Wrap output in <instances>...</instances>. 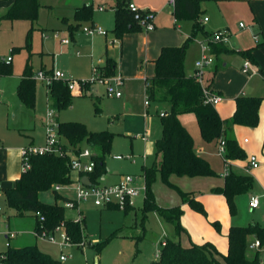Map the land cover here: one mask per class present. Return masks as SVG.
Here are the masks:
<instances>
[{"label":"rangeland","instance_id":"374dc122","mask_svg":"<svg viewBox=\"0 0 264 264\" xmlns=\"http://www.w3.org/2000/svg\"><path fill=\"white\" fill-rule=\"evenodd\" d=\"M48 1L59 2V0ZM254 2L262 4L264 0H254ZM249 3L246 2L249 11L245 5H242L241 10L231 8L220 11L218 18L223 29L227 31L226 43L230 49L254 48L252 51L254 61L234 53L226 57L225 64L221 67L219 56L216 59L219 68L215 75L214 86L223 98L218 107L226 113H232L234 99L241 93L264 96V44H262L264 7L256 4L257 8L254 9ZM209 4L200 6L199 19L202 20L203 16L208 15L211 16V21L214 20L212 13L215 14V12L209 9ZM100 5L105 7L104 10L98 8ZM92 10L97 23L108 31L107 38L112 40L111 43L105 39L104 35L86 34L82 27L88 25L87 23H82L81 27L72 33L56 29L59 24L58 17H60L57 8L48 11L45 9L41 14L38 13L34 22L28 19L0 20V61L4 62L7 57H11L8 64L11 73L0 74L2 92L0 95V144L21 149L29 145L39 147L45 143L49 111L46 82L35 78L33 110L22 106L15 93L17 75L22 72L28 57L34 77L43 63L46 69L62 70L67 78L91 80L94 78L93 59L104 57L106 51V55L115 61L116 69L113 75H120L125 80L122 96L119 98L108 96L105 86L95 81L96 89L94 90L99 95L96 102L98 110L95 109L93 97L86 93L72 97L68 107L53 111L56 112L59 121H80L90 131L106 130L113 134L109 151L104 158L105 168L111 180L121 173L140 175L141 165L153 160L154 142L161 134L159 113L156 114L154 104L148 106L145 104L144 78L152 75L154 71L152 59L157 56L162 43L181 45L185 41V32L188 31L191 20H180L178 25L160 28L156 33L153 29L143 28L142 31L126 34L120 41L111 31L113 10L111 0H93ZM166 10H172V5H169ZM240 23L244 27H239ZM209 25L210 23L207 27ZM29 29H31V44L30 48H26ZM42 32L47 35L46 38L42 37ZM146 35L151 38L148 41L149 46L143 39ZM201 37L202 33L198 32L195 38L198 46ZM62 39L68 41L63 43ZM190 64L191 55H187L185 62L187 70ZM180 120L192 135L194 150L197 151L199 148L204 150L205 158L210 162L217 176L196 180L187 177L176 178V183L184 189H192L191 191L200 198L205 213L193 210L188 204L187 206L194 212L192 214L202 219L203 224L213 235V241L209 239L204 241L213 243L217 250L224 254L228 247L225 235L230 226H246L252 222L264 226V199H260L259 207L256 209H251L249 206L251 191L261 196L264 194V164H260L259 161L260 169L255 171L260 180L254 176L252 190L234 197L232 212L225 197L222 194H214L210 189L225 174L224 161L217 155V140L205 141L201 137L194 114H183ZM144 133L147 138L142 136ZM30 135L33 137L32 144H30ZM236 137L240 140L243 138L249 140V143L243 144L247 156L255 154L258 159L264 156L263 127L256 130L239 126ZM82 147L90 149L85 143ZM113 154L124 156L131 154L132 157L115 160L112 158ZM229 161L232 164V171L246 173V164L235 162V160ZM159 179H161L160 174L157 172L155 181ZM163 184L159 187L158 195L161 201L170 202L171 197L167 192H170L172 196L178 193ZM76 185L77 179L69 184L61 185L57 193L69 199H76ZM39 196L42 202L48 204L57 201L63 205L65 201L55 199L53 188L40 192ZM0 207V251L5 249L6 231H11L17 234L16 238L10 240L12 246L35 244L39 249L49 251L50 255L57 260L60 255H64L66 258L59 260V264H148L158 259L162 242L166 238L175 239L181 245L189 246L196 243L192 239L200 227L199 220H195L191 217V213H188L186 222L190 223L191 232L180 220L184 230L176 235L173 224L163 219L156 211H149L143 216L140 197L136 199L135 207L131 206L127 212L119 208L96 207L93 198L87 197L78 202V208H65L66 218L76 219L79 214L84 217L83 238L76 244L68 243L60 246L36 237L34 235L36 218L30 213L19 215L15 210L8 208L3 193H0ZM3 217H6V220ZM215 220L219 222V229L212 224ZM114 231L117 232V236L111 237ZM56 236L59 240L64 239V229L58 230ZM253 240L254 238L251 237L248 241L247 255L253 258L258 254L264 264V245L260 248L251 247ZM102 242L106 243L100 251H97L95 246ZM218 259L222 260L221 257Z\"/></svg>","mask_w":264,"mask_h":264},{"label":"trees","instance_id":"16d2710c","mask_svg":"<svg viewBox=\"0 0 264 264\" xmlns=\"http://www.w3.org/2000/svg\"><path fill=\"white\" fill-rule=\"evenodd\" d=\"M207 0H174L172 15L176 20H191L192 30L190 35L181 45L162 46L154 60V71L150 77L144 78L145 100L148 102L168 103L169 109L160 115L161 135L155 140V155H160L158 163L143 168L144 183L146 186L145 196L142 204L143 216L149 211H156L163 219L173 224L176 235L183 230L180 217L183 213L181 205L169 207L159 206L152 192L156 173L160 174L161 181L168 187L174 189L183 203L188 204L193 210L205 213L201 200L194 196L191 191H186L169 179L171 175L176 176H216L215 170L209 161L196 153L193 138L187 128L181 123L179 116L191 113L195 115L199 133L205 141L225 140V156L228 159H244L245 152L237 143L233 134L235 125L255 127L259 122V112L264 108V96L239 95L235 98V109L232 115L221 119L215 106L206 101L204 91H212L211 84L218 65L204 76L200 82L197 77L187 74L185 70V57L190 42L195 38L198 31L208 35L203 29V23L199 19L200 5ZM128 0H115L114 26L112 32L117 38H122L125 33L142 30L141 24L134 19L128 8ZM40 4L38 0H13L8 9L0 16V20L28 19L34 22L38 17ZM92 4H83L75 10L78 21L92 19ZM78 26V25H77ZM31 29L27 32L26 48H30ZM264 44V41L263 43ZM15 49V48H13ZM254 48L235 50L226 47L223 42L210 43V52L216 57L220 54L239 53L243 57L254 61L252 51ZM10 62L6 63L5 73L10 74ZM103 76H110L115 70V61L109 57L105 58L103 65H98ZM51 70L45 71L50 72ZM79 89L88 90L91 83L88 80L78 79ZM48 88L49 107L60 110L71 104L72 92L66 82L62 79L53 78ZM216 93V92H215ZM16 94L20 102L28 109L35 105V77L31 72L29 57L25 62L24 69L16 88ZM97 98H93L95 109ZM56 112H54L55 114ZM58 134L66 150L78 152L85 143L90 147L94 168L89 172L91 183L99 182L106 173L105 155L108 153L113 134L106 130L90 131L80 121H57ZM30 167L21 171L12 187L4 188L6 205L15 210L19 215L27 213L36 218L35 229L40 228L39 216L44 217L42 227L51 230L60 223L65 226V231L70 236L72 243H78L83 238L84 217L81 223L74 219L65 217V208L55 201L52 204L44 203L39 198V193L52 189L54 185H66L71 183V170L68 156L65 154L45 153L33 155L29 159ZM83 176V175H81ZM253 187V176L250 174L236 173L232 170L224 176L221 186L211 188V192L222 194L229 209L234 211V197L237 194L248 192ZM55 199L69 200L61 196L53 188ZM115 209L116 207H108ZM131 208L128 206L124 209ZM212 224L219 229L217 220ZM114 231L111 237H116ZM227 251L220 253L215 245L209 241L201 244L192 243L183 246L172 238H166L161 246L157 260L148 264H256L259 256L253 258L247 255V244L249 237L258 239L260 246L264 245V226L252 222L246 226L232 225L227 233ZM106 242L96 245L100 251ZM0 264H59V260L53 258L49 253L39 249L35 244L22 246H8L2 253ZM221 257L222 260H219Z\"/></svg>","mask_w":264,"mask_h":264},{"label":"crops","instance_id":"0c3cea01","mask_svg":"<svg viewBox=\"0 0 264 264\" xmlns=\"http://www.w3.org/2000/svg\"><path fill=\"white\" fill-rule=\"evenodd\" d=\"M13 0H0V16L5 13V11L8 9V7L11 5ZM130 3H133L134 5H136L138 8L140 9H147V10H150L152 12H154V33L158 32L160 28H165L166 26H175V25H178L177 23L180 21V20H176L174 19L173 15H172V10L170 11H167V7L170 5L168 3L169 0H128ZM39 4H40V7H39V10H38V13L41 14L42 11H44L45 9L48 11V10H52V9H55L57 8L58 9V12L60 13L58 17L59 19V24L57 25L56 29L58 30H66L70 33H72L73 31L79 29L81 27V24H88V25H100L97 23L95 17H94V14L92 13V19L91 20H87V21H78L75 17V10L77 7H80L82 6L83 4H92L93 5V0H59V2L57 3H52L51 1H48V0H38ZM246 2H250L249 4H252L251 6L256 9V2H254V0H207V1H203L201 3V5L205 4V3H210L209 5V9H211V11H214V13H212V16L214 17V20L211 21V16L209 17L208 15H205L203 16L202 18V23H203V29L206 30L207 34L210 35L216 31H219V30H225L223 29V25L219 22L220 19H218L220 16V11L222 10H228V9H239L241 10L242 9V5H245V7L247 8L248 10V7L246 6ZM240 3H243V4H240ZM111 4L113 5V10H112V14H111V24H112V27H111V31L113 29V26H114V5H115V0H111ZM200 5V6H201ZM257 5H263L262 7H264V3L262 4H257ZM171 6V5H170ZM100 7H102V9H100ZM100 10H104V6L103 5H100L98 7ZM172 9H173V6H172ZM201 9V8H200ZM249 11V10H248ZM204 17H207L208 19L206 21H204ZM254 21L255 23L257 24V20L256 18L254 17ZM208 23H210L209 27H207ZM78 25V26H77ZM101 26V25H100ZM239 27H241L239 25ZM244 27V26H243ZM192 30V21L190 23V26H189V29L188 31L185 32V39L190 35V32ZM139 31H142V30H139ZM108 32V31H107ZM198 32H201L202 33V37L200 40H202L203 38L206 37L205 34H203V31H198ZM197 32V34H198ZM261 32V31H260ZM130 33V32H128ZM128 33H125L122 38H117L115 35V38L118 39V40H122L123 37L128 34ZM197 34L195 36V38L197 37ZM100 35V34H98ZM207 35V36H208ZM264 36V35H263ZM42 37H47V35L44 36V33L42 32ZM105 39L107 41L111 40V39H108L107 38V35L104 36ZM144 38V41L146 43V45L149 46V40L151 39L149 35H146V36H143ZM195 38L190 42L188 48H187V52H186V56L187 55H191V64H190V68L189 70L186 69V65H185V70L187 72V74H192L194 72V60L198 57L199 55V46L197 45V43L195 42ZM184 39V40H185ZM62 42V40H61ZM64 43V42H63ZM227 46V43L225 42L224 43ZM166 45H173L172 43H162L159 47V51H158V54L160 52V49L162 46H166ZM158 46V43L156 44V47ZM229 48V47H228ZM239 50V49H237ZM157 54V56H158ZM234 54V53H232ZM230 55V54H220L218 55L219 56V59H220V64H221V67L224 66L225 64V59L226 57ZM253 55V54H252ZM156 56V57H157ZM214 56V55H213ZM108 57L106 55V51H105V54H104V57H98V58H95L93 59V62H94V65H103L104 62H105V58ZM156 57L154 59H152V62L154 64V60L156 59ZM216 59L217 57L215 58L214 56V62L212 64V66L210 68L207 69V71L209 72L213 66L215 64L218 65L219 67V64L218 62H216ZM185 62H186V57H185ZM6 63L0 61V74H6L5 73V66ZM25 65V64H24ZM24 69V67H23ZM115 69H116V65H115ZM40 70L42 71H48V70H53V69H46V67L43 65H41V68ZM39 70V71H40ZM60 70V69H59ZM62 71V70H61ZM218 71V70H217ZM23 72V70H22ZM22 72L17 75V84L15 86V93H16V88H17V85L19 83V80L21 78V75H22ZM31 72L32 74L33 71H32V66H31ZM207 72V73H208ZM206 73V74H207ZM217 73V72H216ZM215 73V75H216ZM153 74V73H152ZM151 76V75H150ZM146 77H149V76H146ZM214 79H215V76H214ZM214 79H213V82L211 84V88L214 92H216L220 97H221V100L215 104V108L219 114V116L221 117V119L225 118V117H230L235 109V99H234V108L232 109V113H226L224 111H222L218 105L220 104V102L222 101V96L220 95V93L215 89V86H214ZM124 85H125V80H124ZM124 85H123V88H122V94H123V90H124ZM95 83L91 84L90 88L88 90H83V89H79V88H76V90L74 91H71L72 92V95L73 97L74 96H81L83 94H86V93H89L90 96H92L93 98H97L98 99V94L95 92ZM46 95H47V103H48V107H49V101H48V88H46ZM1 90H0V95H1ZM17 95V94H16ZM145 95V93H144ZM239 95H247V96H261V95H249V94H239ZM237 95V96H239ZM236 96V97H237ZM92 98V99H93ZM119 98V97H118ZM20 101V100H19ZM21 103V102H20ZM150 104H154L155 106V109H156V114L160 112H166L168 109H169V104L168 103H159V102H148V104H146L147 106L150 105ZM22 106H24L22 103H21ZM8 106L10 107H14L12 106V104H8ZM28 109V108H27ZM34 109V108H33ZM33 109H30V110H33ZM148 112V111H147ZM183 115V114H182ZM180 115L179 116V119L180 117L182 116ZM55 118L57 121H59L56 113H55ZM181 123L182 120H180ZM183 125H185L183 123ZM239 126H243V125H235L233 127V134H234V137L236 138L237 140V143L238 145L240 146V148L243 149V151L245 152V149L243 147V144H247L249 143V140L247 138H243L242 140H240L239 138L236 137V132L238 130V127ZM244 127H247V126H244ZM264 128V108L261 107L260 109V112H259V122L258 124L255 126V127H248L250 129H258V128ZM161 135V134H160ZM143 137L147 138V135L146 133L142 134ZM31 138L30 140V144L33 143V137L32 135L29 136ZM157 139V138H156ZM155 139V140H156ZM244 139H247L246 141H244ZM82 148H86V147H82ZM196 153L198 155H201L203 157H205V153H204V150L202 148H199ZM113 155H116V154H113ZM113 155H112V158H113ZM122 155V154H121ZM247 154L245 152V157L244 159H229V160H235V162H238V163H244V164H247ZM115 159V158H113ZM124 159V158H122ZM122 159H115V160H122ZM135 160V159H133ZM160 160V155H154L153 157V160L145 163V164H142L141 165V168H142V173L140 175H136V174H133V175H136V176H139L141 179H139V183H144V176H143V168L144 167H147V166H150L152 165L153 163H158ZM260 164L263 163L264 164V156H260ZM210 163V162H209ZM231 163V162H230ZM211 165V164H210ZM230 170H232V164L230 165ZM213 168V167H212ZM214 169V168H213ZM254 170H246L245 172L246 173H241V174H250L251 176H253V184H254V176L255 178L257 177L258 180H260V177L259 175L256 173L255 170L257 169H260L259 166L257 168H253ZM21 156H20V149L19 148H10L8 146H3L0 144V188H1V193H3V189L4 188H8V187H12L14 184H15V180L19 177V175L21 174ZM238 173V172H236ZM122 174V173H121ZM121 174H118L115 176L114 180H111L110 179V176L108 174V171L106 170V173L100 178L99 182L102 183V184H113V183H116L119 179V176ZM217 176V175H216ZM216 176H197V177H188V176H176V175H171L169 177L170 181L176 185H178L180 188H182L183 190H186V191H191L192 189H184L183 187H181V185H179L178 183H176V178L177 179H180V178H183V177H187V178H190V179H208V178H216ZM262 176V174H261ZM81 177V176H80ZM71 178L72 180H75V179H78V174L77 173H71ZM223 181H224V176H222V178L219 180V181H216V183H214L210 189L212 187H215V186H221L223 184ZM162 181L161 179L155 181V183H153L152 185V192H153V195L155 197V201L156 203L159 205V206H162V207H169V206H174V205H182L183 207V213L180 217V220L182 221L183 225L191 232V225H189L190 223H187L186 222V217L188 215V213L190 214L191 213V217L192 218H195V220H199L200 222V227H202L200 229L199 227V230H197V234L196 236L192 239L194 242H196L197 244H201V242H205L204 240H214L212 237V233L210 232V230H208L207 226H205V224H203L202 222V219L195 216V214H192L194 212H192L190 210V208L187 206L186 203H183L179 194H177L176 196H172V194H170V192H167L169 193V196L171 197L170 198V202H164V201H161L158 193H159V190H160V186L162 185ZM164 185V184H163ZM167 187V186H166ZM253 188V187H252ZM252 190V189H251ZM250 191V190H249ZM193 192V191H191ZM194 193V192H193ZM40 194V193H39ZM214 194H217V195H221L219 193H214ZM250 195L249 196H252V195H255V196H258L259 198V204H260V199H264V194L261 196V195H257L255 194L253 191H251L249 193ZM62 196V195H61ZM194 196L196 198H198V196H196V194L194 193ZM3 197H4V193H3ZM64 197V196H63ZM141 198V207H142V204H143V199H144V196H139ZM40 198V196H39ZM67 198V197H66ZM5 199V197H4ZM69 199V198H68ZM138 199V197L136 198ZM136 199H135V202L134 204L132 205V208L135 207V204H136ZM200 200V198H198ZM58 203V202H57ZM60 204V203H58ZM259 204L256 208L259 207ZM78 207V205H77ZM102 208H108V207H102ZM256 208H251V209H256ZM109 209V208H108ZM185 209V211H184ZM1 211V209H0ZM66 217V216H65ZM4 220H6V217H3ZM227 233V232H226ZM17 236V234H16ZM16 236L14 238H16ZM226 236V235H225ZM14 238H11V239H14ZM227 239V237H226ZM251 239V237H249V240ZM6 241V240H5ZM163 243V242H162ZM4 245H5V242H4ZM10 246L11 245V241H10ZM22 246V245H21ZM7 247L5 246V249ZM5 249L3 251H0V254H2ZM47 253H49V251L47 250H44V249H41ZM50 254V253H49ZM256 264H262V258L259 257V261L258 263Z\"/></svg>","mask_w":264,"mask_h":264},{"label":"built area","instance_id":"2783aa9c","mask_svg":"<svg viewBox=\"0 0 264 264\" xmlns=\"http://www.w3.org/2000/svg\"><path fill=\"white\" fill-rule=\"evenodd\" d=\"M168 3L173 6L174 0H169ZM128 8L130 12L133 14L134 19L137 20L142 28L146 30H150L154 28V12L147 9H140L133 3L128 4ZM102 9V7H100ZM208 18L204 17V21ZM243 27V24H239ZM82 30L88 35L100 34L107 35V30L104 29L100 25H84ZM45 36V35H44ZM227 40V31L219 30L216 31L199 42V55L194 60V72L193 74L197 77L200 82L204 81V76L206 74V70L210 68L214 62V56L210 52V43L223 42L225 43ZM67 39H62V42L66 43ZM112 40L108 42L111 43ZM11 61V57H7L4 62L8 63ZM98 65H93L94 78L88 80L91 84L95 83V81L103 84L106 89V94L111 97H121L122 96V88L124 85V78L120 75H110L103 76L101 75L100 70L97 67ZM244 70H247V66L245 65ZM35 78H39L46 82V85H49L53 78L62 79L68 85V88L71 91L79 88L78 80H74L71 78H67L65 73L61 70H52L50 72L38 71L35 75ZM206 96V101L215 105L220 100L221 97L212 91H204ZM145 104H148V101L145 100ZM164 114V112H160V115ZM247 139H244L246 141ZM217 147V155L222 157L225 164V176L230 170V161L225 156V140L223 137H220L218 140ZM45 153H53V154H65L68 156V163L71 170V173L75 172L78 174L77 185L75 187L76 199H69L64 201V208L75 209L78 208V202L87 197L93 198V203L96 207H116L119 209H125L128 206H132L135 202V199L139 196H145L146 186L145 183H139V176L133 174H121L116 183L113 184H102L100 182L91 183L90 185H84L80 182L79 177L81 175H87L89 172L93 171L94 168V160L92 158V152L89 148H81L78 152H73L70 150H66L63 147V143L60 139V135L58 134V122L55 118V114L52 108L49 107V111L47 114V122H46V139L43 146H34L29 145L27 147L20 149L21 156V170L25 171L30 167L29 159L33 155H42ZM131 158L132 155L124 156L121 154L113 155L115 159L122 158ZM247 164L245 169L250 170L253 168H257L259 165V159L255 154H250L247 157ZM53 188L57 191L61 188L60 184H56ZM1 193V188H0ZM259 204L258 196L252 195L250 196L249 206L250 208H256ZM1 209V207H0ZM82 216L78 215V218L74 219L75 222L81 223ZM39 221L41 223L39 229H35L34 235L36 237L45 239L51 243H56L60 246H64L68 243H72L70 240V236L65 231V226L63 223L58 224L53 229L48 230L42 227V223L44 221L43 216H39ZM64 229L65 237L62 240H59L56 236V232L60 229ZM16 233L11 231H6L5 237V246H10L11 238H14ZM76 244V243H72ZM251 247L260 248V242L258 239H254ZM3 257V254H0V258ZM66 257L64 255L59 256V260H64Z\"/></svg>","mask_w":264,"mask_h":264},{"label":"water","instance_id":"95a60500","mask_svg":"<svg viewBox=\"0 0 264 264\" xmlns=\"http://www.w3.org/2000/svg\"><path fill=\"white\" fill-rule=\"evenodd\" d=\"M79 180L84 185H90L91 184V181L87 175H83V176L79 177Z\"/></svg>","mask_w":264,"mask_h":264}]
</instances>
